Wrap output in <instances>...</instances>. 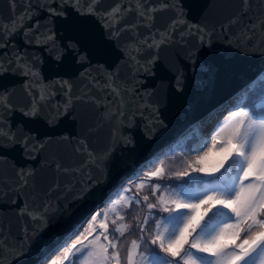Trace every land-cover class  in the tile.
Masks as SVG:
<instances>
[{
	"label": "snow or ice",
	"instance_id": "1",
	"mask_svg": "<svg viewBox=\"0 0 264 264\" xmlns=\"http://www.w3.org/2000/svg\"><path fill=\"white\" fill-rule=\"evenodd\" d=\"M254 2L259 11L253 7ZM100 4L101 0H10L12 15L7 21L0 17V160L17 146L26 160H35L37 155L47 152L50 144L73 143L68 135L57 140H40L29 132L14 130L10 118L16 111L29 118L25 123L43 121L55 127L64 117H70L73 123L79 121L83 126L77 105L88 102L102 110L105 119L123 123L127 108L124 97L131 94L134 99L140 89L126 87L119 71H109L104 66L112 67L110 62L114 59H121L133 78L142 72L152 75L153 67L161 60V49L179 47L184 53L183 67L169 61L160 63L158 71L161 78L173 79L174 87L181 91L185 69L189 67L184 60L191 61L197 50L203 48L200 54L208 55L214 39L231 42L235 37L237 43L246 40L253 44L258 33L264 35V0H239L236 10L219 28L210 22L217 8L216 0H208L201 6L205 13L198 22L188 19L182 0H116L109 9H101ZM160 13H170L169 22L163 27L156 25ZM41 14L46 24H41ZM129 16L135 17L131 23L125 22ZM93 18L100 20L110 39H104V34L95 30ZM53 23L65 35L58 37ZM17 34L23 38L25 49L55 51L54 59L62 61L63 72L77 76L84 89L74 93L70 79L45 84L40 55L29 54L13 44ZM125 34L128 42L119 51L114 50L113 41L120 42ZM93 63L99 66L93 68ZM135 83L144 86L143 81L135 80ZM17 84L27 97L22 106L13 103ZM94 90L105 95L95 96ZM259 94L264 97V79L260 80ZM63 123L67 125L69 120ZM206 124H211L209 118L200 127ZM157 126L167 127L163 121H158ZM212 127L207 137L200 136L199 131L192 134L199 137L198 143L186 150L196 155L182 158L184 166L171 175L164 158L175 156L176 151H161L163 145L150 135L154 129L150 128L149 135L139 142L131 135L113 136V145L123 146L128 159L145 150L153 157L130 178L128 187L116 194L119 198L133 192L135 184V195L125 197L126 207L146 204L149 210L138 225L140 242L155 246L150 256L142 257L145 264H264V103H237L223 120L216 119ZM74 151L85 157L80 164L66 165L61 159L45 158L41 167L71 176L83 167L92 166L97 174H89L88 184L81 185L78 191L66 189L82 200L94 194L89 192V185L108 180L106 169L113 149L106 148L102 155L95 153L84 134L76 141ZM13 171L11 182L0 181V203L16 206L18 197L31 194L36 169L13 165ZM165 178L180 183L175 188L165 184V191L161 192L162 185L155 181ZM145 187L150 188L156 203L148 202V195H139ZM157 193L161 194L157 196ZM51 200L49 196L39 208L30 207L25 200L19 208L18 214L31 217L37 226L33 235L25 229L23 244L9 245V256L16 258L11 264H27L24 248L29 240L33 241L31 252L44 258L42 264H121L120 241L111 237L117 234L122 237L127 229L114 227L110 233L107 213L101 209L92 211L79 226L55 241L44 236L34 239L49 226L53 230L61 226L69 211L59 198L55 204ZM113 204L112 198L105 201V206ZM160 213L167 215L157 219ZM117 218L123 220L124 216ZM150 220L155 230L147 232ZM111 223L115 225L116 220ZM6 244L8 240L0 231V257ZM139 248L140 243L133 240L127 253L128 264H135L134 256ZM0 264H5L3 259Z\"/></svg>",
	"mask_w": 264,
	"mask_h": 264
},
{
	"label": "water",
	"instance_id": "2",
	"mask_svg": "<svg viewBox=\"0 0 264 264\" xmlns=\"http://www.w3.org/2000/svg\"><path fill=\"white\" fill-rule=\"evenodd\" d=\"M115 3L116 0H101L99 7L109 9ZM207 3L208 0H182L185 13L191 22H198L203 18L205 9L201 6ZM216 4L217 8L210 16V22L219 28L220 24L226 23L228 17L236 10L239 0H216ZM253 7L259 11L255 2ZM20 8L21 5L18 3L16 11L19 12ZM11 15L10 0H0V17L7 21ZM93 19L95 30L102 32L104 39H110L107 29L103 28L100 20ZM134 19V16H129L125 22L131 23ZM169 19L170 13L158 14L157 27H163L169 22ZM46 23L47 21L41 14V24ZM51 26L58 32V37L65 35L58 24L53 23ZM143 31L141 29V32ZM233 31H237V29H233ZM254 41L253 44H249L246 40H240L237 43L235 37L231 42L220 38L213 40L212 46L208 48V55L200 54L204 51L203 48L197 50L196 56L191 61L184 60L189 67L185 69L184 86L181 91L176 90L173 79L161 78L158 71L160 63L167 64L171 61L181 64L184 53L179 47L161 49V60L153 67L152 75L142 72L133 78L128 66L121 59L111 61L112 67L104 65L109 71H119L126 87L140 89L134 99L131 94L124 97L127 108L122 117L123 123L105 119L104 112L93 108L88 102L77 105L83 116V126L79 121L73 123L70 117H64L55 127H49L43 121L41 124L25 123L29 121V118L24 117L18 111L14 112L10 118L14 130L21 129L24 132H29L30 135L40 140L48 138L57 140L61 135H68L73 143L50 144L47 152L37 155L35 160H26L20 153L22 149L17 146L15 150L5 155L3 160H0V181L3 182H11L13 179V165L17 167L26 165L36 169L34 188L30 190L29 196L18 197L16 206L0 203V231L8 240V244L4 245V253L0 259H3L5 264H11V261L16 258L9 256V245L23 244L25 229L29 235H33V228L37 226L31 217L27 215L21 217L18 214V210L23 207L25 200L28 201L30 207L39 208L42 202L51 196L53 204L59 198L60 202L69 209L61 226L54 230L49 226L48 229L34 236V239L44 236L45 239L55 241L64 233L79 226L86 216L104 204L107 199L116 195L125 182L140 170L142 164H146L149 159L153 158L145 150L128 159L127 151L123 146L113 145L114 135H131L139 142L141 138L149 135L151 128L154 131L150 135L154 140L160 141L163 145L161 151L166 152L172 147L175 148V143H178L176 140L181 133L189 128H194L200 119L205 121L206 118H209L211 124H206V127H211V133L215 120L221 119L237 103H241L251 87L264 77V35L258 33ZM127 42V34H125L120 42L113 41L114 50L119 51ZM13 44L29 54L38 53L40 55V70L45 84H50L51 81L57 79H70L73 81L74 93L79 94L80 90L84 89V83L77 76L63 72L60 67L62 61L58 62L54 59L55 51L40 52L34 47L25 49L23 38L19 34L13 38ZM98 66L93 63V68ZM93 74L95 75V73ZM135 80L143 81L144 86L136 84ZM16 87L18 91L13 98V103L22 106L27 102V97L19 84ZM94 93L95 96L105 95V93L95 90ZM57 99H60L59 95ZM63 120H69V123L65 125ZM158 121H163L167 127H158ZM84 134L87 135L89 146L95 153L102 155L108 147H112L113 151L106 169L108 180L103 184L89 185V192H94V194L81 200L73 195V191H78L81 185L88 184L90 173L97 174L92 166L83 167L82 171L68 176L41 167V164L45 158H58L66 165L80 164L85 160V157L75 153L74 145ZM67 188H72L73 191H68ZM49 189L52 190L49 191ZM32 246L33 241L29 240L24 248L27 264H42L44 258L39 254H33Z\"/></svg>",
	"mask_w": 264,
	"mask_h": 264
},
{
	"label": "trees",
	"instance_id": "3",
	"mask_svg": "<svg viewBox=\"0 0 264 264\" xmlns=\"http://www.w3.org/2000/svg\"><path fill=\"white\" fill-rule=\"evenodd\" d=\"M264 79V78H262ZM261 80V79H260ZM260 80H258L252 88L249 90V93L245 97V99L241 103H249V104H256L259 105L261 103H264V97H262L259 94V88H260ZM228 113V112H227ZM227 113L225 115H227ZM224 115V116H225ZM223 116V117H224ZM223 117L220 120H223ZM189 147V145H181L179 148L175 149L172 147L171 149H175L176 155L175 156H166L165 163L168 168V175H171V173L175 170H179L184 166L182 162V158L189 159L196 155L195 152H191L189 150H186ZM169 151V150H168ZM167 152V151H166ZM154 170V169H153ZM147 171V170H146ZM156 183H160L162 185L161 192H164L165 189L163 185L167 184L171 188H175L177 183H180V181L173 182L171 180H168L165 178L163 181H155ZM129 185V181L125 183V185L122 188H126ZM133 192L130 193H124L121 195V197L117 198L116 195L112 197L114 200V204L112 206H106L104 209V212L107 213L108 216V222H109V232L112 233L114 227H122L126 228L127 230L124 232V235L121 237L118 234L112 235V239L116 240L119 239L120 243L118 245L119 251L121 254V264H128L127 262V253L131 249V243L133 240H136L138 243H140V248L138 253L134 256L135 264H145V261L142 259L143 256H150L152 254V250L155 246H149L147 244L140 242V230L138 225L143 222L145 217L148 215L149 210L146 207V204H140L136 205L133 204L130 208L126 207L127 199H125L126 196H132L135 195V184L132 185ZM121 191V190H120ZM119 191V192H120ZM161 193H157L156 195L159 196ZM139 195L142 197L144 195L149 196L150 203H156V200L153 198L150 188L145 187L143 190L139 191ZM105 206V204H104ZM153 213H156V210H153ZM124 216L123 220L118 219V216ZM167 215V213H160L157 216V219H161L162 216ZM116 220V224L112 225L111 221ZM155 230V226L153 222L150 220L147 228V232H152ZM147 238V237H145ZM83 264V262H81Z\"/></svg>",
	"mask_w": 264,
	"mask_h": 264
},
{
	"label": "rangeland",
	"instance_id": "4",
	"mask_svg": "<svg viewBox=\"0 0 264 264\" xmlns=\"http://www.w3.org/2000/svg\"><path fill=\"white\" fill-rule=\"evenodd\" d=\"M262 78H264V77H262ZM261 78V79H262ZM252 88V87H251ZM249 93V91L246 93V96H247V94ZM197 132L194 128H192L191 130H190V133L185 137V138H183V139H181V140H179L178 141V143H175V149H177V148H179L181 145H189V146H192V145H194V144H196L197 142H198V138L199 137H194L192 134L194 133V132ZM188 137H192L191 139H187ZM135 176V175H134ZM134 176H132V177H134ZM131 177V178H132ZM130 180V179H129ZM128 180V181H129ZM128 181H126L125 183H127ZM125 185V184H124ZM123 185V186H124ZM105 204V203H104ZM104 204H102L101 206H99L97 209H101V210H103L104 211V209H105V207L106 206H104Z\"/></svg>",
	"mask_w": 264,
	"mask_h": 264
},
{
	"label": "bare ground",
	"instance_id": "5",
	"mask_svg": "<svg viewBox=\"0 0 264 264\" xmlns=\"http://www.w3.org/2000/svg\"><path fill=\"white\" fill-rule=\"evenodd\" d=\"M202 121H204V119H200V121L195 125L194 129L196 131H199L200 136L207 137L210 133L211 127L210 126L206 127V125H204L203 127H200ZM190 130H191V128H189V129L185 130L183 133H181V135L178 137V139L176 141H179V140L185 138L190 133L189 132ZM198 140H199V138H198Z\"/></svg>",
	"mask_w": 264,
	"mask_h": 264
}]
</instances>
